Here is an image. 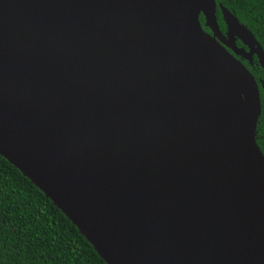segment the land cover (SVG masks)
<instances>
[{"label":"water","instance_id":"water-1","mask_svg":"<svg viewBox=\"0 0 264 264\" xmlns=\"http://www.w3.org/2000/svg\"><path fill=\"white\" fill-rule=\"evenodd\" d=\"M218 7L225 33L214 0H0V156L106 264H264L259 92L224 46L264 50Z\"/></svg>","mask_w":264,"mask_h":264},{"label":"trees","instance_id":"trees-1","mask_svg":"<svg viewBox=\"0 0 264 264\" xmlns=\"http://www.w3.org/2000/svg\"><path fill=\"white\" fill-rule=\"evenodd\" d=\"M214 1L220 30L224 31L225 24L218 4L244 25L264 50V0ZM199 21L203 25L201 15ZM248 69L255 74L252 67ZM255 70L260 72L257 63ZM254 78L260 100L254 138L264 156V91L257 76ZM0 264H106L53 202L2 156Z\"/></svg>","mask_w":264,"mask_h":264},{"label":"flooded vegetation","instance_id":"flooded-vegetation-1","mask_svg":"<svg viewBox=\"0 0 264 264\" xmlns=\"http://www.w3.org/2000/svg\"><path fill=\"white\" fill-rule=\"evenodd\" d=\"M207 33H210V31H209V29L208 28H206V30H205ZM222 33H225V29H224V31H222V30H220ZM235 44H236V47L238 48V49H243V50H245V51H248V47L247 46H245L239 39H236V41H235ZM225 48H226V50L230 53V54H232L237 60H239L247 69H248V66L249 67H252L253 69H254V71H255V74H253L252 73V76L254 77V75L255 76H257V80L259 81V83H260V87H261V89H262V91H264V79H263V75H264V65H262V64H260L259 62H258V60H257V57H256V54L255 53H253L252 54V56H251V60H247L246 58H244L242 55H240V54H235L231 49H229L227 46H224ZM258 64V67L260 68V72H258V71H256L255 70V64ZM249 70V69H248ZM251 73V72H250ZM254 80H255V78H254ZM256 82V81H255ZM257 85V84H256ZM258 88V87H257ZM258 92H259V90H258Z\"/></svg>","mask_w":264,"mask_h":264}]
</instances>
